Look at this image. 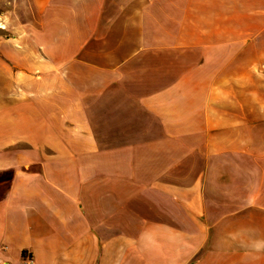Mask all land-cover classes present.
Returning a JSON list of instances; mask_svg holds the SVG:
<instances>
[{"label":"crops","instance_id":"1","mask_svg":"<svg viewBox=\"0 0 264 264\" xmlns=\"http://www.w3.org/2000/svg\"><path fill=\"white\" fill-rule=\"evenodd\" d=\"M264 264V0H0V264Z\"/></svg>","mask_w":264,"mask_h":264},{"label":"built area","instance_id":"2","mask_svg":"<svg viewBox=\"0 0 264 264\" xmlns=\"http://www.w3.org/2000/svg\"><path fill=\"white\" fill-rule=\"evenodd\" d=\"M23 264H33V260L28 254L24 257Z\"/></svg>","mask_w":264,"mask_h":264}]
</instances>
